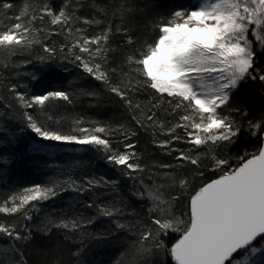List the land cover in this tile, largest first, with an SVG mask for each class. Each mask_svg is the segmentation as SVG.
Wrapping results in <instances>:
<instances>
[{
    "label": "snow or ice",
    "instance_id": "snow-or-ice-1",
    "mask_svg": "<svg viewBox=\"0 0 264 264\" xmlns=\"http://www.w3.org/2000/svg\"><path fill=\"white\" fill-rule=\"evenodd\" d=\"M80 6L77 0V10ZM13 7L8 0H0L3 15L16 21L0 24V55L11 58L40 44L48 55L37 59L41 62L55 59L57 49L42 42L39 33L45 29L37 28L34 23L49 17L50 24L57 27H49L45 39L53 34H65V39L73 37L69 44L60 48L61 52L67 50L64 59L71 57V62H78L84 72L104 83L129 110L140 109L143 119L135 115L132 119L142 128L153 129L154 138L157 129L159 135L168 137L154 139V142L169 155L178 153L174 160L179 163L157 165L159 169L172 171L152 172L146 184L143 177L136 175L144 173L146 166L139 162L140 157L133 150L135 145L130 142L135 131L122 124L113 128L96 121H87L90 126L85 127L86 122L78 118L74 120L76 127L73 129L77 134H66L47 127L31 112L25 111L26 126L36 136L46 141L91 145L103 151L109 163L124 169L123 175L138 181L143 187L132 195L146 202L147 216L128 210L127 203L118 195L119 182L103 178L87 179L86 183L70 178L24 188L0 204V214L20 215L31 220L29 213L39 211V203L65 191L64 185L78 193L110 186L117 193L113 199L99 204L93 201L86 207L95 208L99 217L110 218L116 230L129 236L116 264H167V258L174 264H264V115L253 120L248 110L239 106L224 111L229 109L233 92L242 82L251 79L264 83V68L257 66V48L264 53V0H199L190 7L174 10L167 18L158 15L153 21L156 35L143 41L139 49L128 54L124 63L116 67H111L113 61L109 56L116 51L109 44L114 34L112 24L88 36L87 28L74 25L80 22L91 27L102 24V19L77 16L75 11L68 12L67 5L59 11L48 4H41L37 9L31 0H24L19 14L9 16L7 10ZM92 7L99 16L111 11L113 17L128 25L117 27L115 32L127 37L126 44L134 43L129 32L140 11L134 0H113L105 6L93 3ZM125 66L128 71L124 70ZM113 75L120 80L114 83ZM32 78L36 79L35 75ZM144 87L160 97H153L154 102L147 111L132 99V94ZM8 91L23 109L43 112L50 100L73 102L65 91L29 96L17 91L15 84L8 86ZM85 94L96 95L94 92ZM165 95L171 109L165 112L168 115L179 113L174 124L159 119L156 111L162 106ZM177 129L183 130V136L176 134ZM114 133H121L128 141L122 152L114 150L107 138ZM242 134L258 138L257 147L238 153L235 163L232 157L219 154L218 150L237 144ZM175 141L191 147L187 151L173 148L171 145ZM43 147L34 145L32 150L40 151ZM201 148L207 151H198ZM204 160L209 164L205 165ZM189 167L191 175L185 171ZM203 167L217 173L216 178L191 188L193 180L204 175L200 170ZM181 194L186 196L187 203L178 215L176 206ZM121 217H125L126 222H121ZM95 220L96 217L87 220L81 216L59 220L49 217L41 232L50 236L53 230H63L60 239L68 244ZM170 233H178V238L169 247L164 238ZM0 235L10 241L7 247H0V264H30L27 253L17 243L27 244L33 239L27 226L17 228L15 224L0 221ZM93 238L107 239L109 235ZM54 250L62 251V245L57 243ZM82 252L83 239L73 255L78 257ZM46 264H62V260L54 255ZM78 264L83 262L78 261Z\"/></svg>",
    "mask_w": 264,
    "mask_h": 264
},
{
    "label": "trees",
    "instance_id": "trees-1",
    "mask_svg": "<svg viewBox=\"0 0 264 264\" xmlns=\"http://www.w3.org/2000/svg\"><path fill=\"white\" fill-rule=\"evenodd\" d=\"M14 7L8 11L9 16L19 14V10L24 4V0H8ZM39 9L41 4H48L54 10L59 11L61 7L67 5L68 12H76L77 16L91 19L96 16L102 19L100 25L91 27L77 22L74 27L87 28V35L93 36L100 33L108 24L113 26V35L109 41L115 52L109 53L113 63L111 67L122 65L128 54L135 52L141 47L145 40H151L156 32L153 30V21L158 15L166 18L181 7H190L197 4L195 0H134L139 6L136 22L131 26L129 35L132 36L134 43L126 44L127 37L123 33H116L117 27H126L121 21L112 16L111 11L105 16H99L96 9L92 7L93 3L99 6L110 5L113 0H79L80 7L77 10V0H31ZM41 13L37 11V16ZM15 20H9L0 10V24L15 23ZM37 28L43 27L44 32L39 33V38L44 44L57 49L56 58L41 62L37 59L40 56L47 57L40 44L35 45L29 52L20 53L14 57L8 58L6 55H0V204L8 200L10 196L20 192L22 189L32 187L36 184H50L51 182H63L68 179H74L80 183H86L87 179L100 180L103 178L108 181H118V195L124 199L128 205V210H135L140 216H147V204L138 197L133 196L132 192L142 189L138 181H134L123 175L125 171L119 166L109 163L104 159L105 153L91 145H79L75 143H65L56 141H46L36 136L29 129L23 112L28 111L37 118L39 122L47 127L59 130L66 134H77L73 132L76 127L74 120L82 118L86 123L85 127L90 126L87 121H96L101 124L111 125L113 128L118 125H124L126 129L135 131L136 135L131 137V143L135 145L133 149L140 157L139 162L146 166L144 173L136 175L143 177L145 183H149V175L152 172L172 171L171 169H159L157 165L164 163H179L174 160L178 153L167 154L166 149L160 148L155 140H164L168 137L157 135L154 138L153 129L142 128L132 119L135 115L143 119L141 110H129L123 101L115 94L111 93L107 86L93 76L84 72L83 68L78 66V62H71L64 59L67 50L60 51L62 45L69 44L73 37L65 39V34L47 35L49 27L55 29L57 26L50 24V18L45 16L43 21L37 19L35 22ZM78 51V50H77ZM257 66L264 68V53L257 48ZM31 61V63H25ZM8 64L5 68L4 65ZM125 71H128L125 66ZM35 75L36 79H33ZM113 82L116 83L120 77L113 75ZM17 85V91L31 95H43L49 91H65L70 94L72 103L68 104L61 100H50L46 102L43 112L36 109H23L12 98L8 91V86ZM94 92L95 96H88L85 93ZM153 97L160 99L150 88L144 87L140 92L132 94L134 103H139L141 109L147 111L153 103ZM167 97L163 98L162 106L156 110L159 119L176 123L179 113L168 115L165 109L170 112L171 109L167 103ZM241 107L248 110L253 120L259 119L264 115V83L248 79L242 82L238 89L233 92L229 109ZM50 117V119H49ZM176 134L183 136V130L177 129ZM114 150L124 151L125 141L121 133H114L107 137ZM242 134L237 144L230 148L218 150L219 154L233 158L242 152L245 148L249 151L257 147L256 140ZM34 145H42L43 150L33 151ZM171 147L187 151L191 146L182 141H175ZM198 151H207L206 148ZM208 165L209 161L204 160ZM204 172L202 177L197 176L191 185V188H197L202 182L216 178L217 173L209 171L208 167L200 169ZM191 175V168L185 169ZM65 191L48 201L38 204L39 211H32L31 220H26L20 215L0 214V221L15 224L17 228L31 230L33 239L25 244L17 242L19 247L27 253L30 264H46L54 255H59L62 264H116L121 258V252L125 251L129 242V236L121 234L116 230L114 223L110 218L97 216L95 208H87L90 202L97 204L108 202L117 195L110 186L93 188L90 192L78 193L64 185ZM191 190V189H189ZM187 203L186 196L181 194L180 200L176 206V212L179 215L184 211ZM81 216L82 219L96 217L95 223L87 225L82 232L73 237L72 243L64 244L60 239L63 230H53L50 236L42 234L47 219L53 217L57 220L66 217ZM121 222H126L125 217H121ZM130 219V218H128ZM115 232V235L111 233ZM101 234H108L107 239H94ZM178 238V233H170L165 237V242L171 246ZM83 239V252L80 256H74L73 252L80 248V240ZM10 241L7 237L0 235V247H7ZM57 243L62 245V251L56 252L54 247ZM257 246H259L257 244ZM2 258V257H0ZM167 264H174L167 258Z\"/></svg>",
    "mask_w": 264,
    "mask_h": 264
},
{
    "label": "rangeland",
    "instance_id": "rangeland-1",
    "mask_svg": "<svg viewBox=\"0 0 264 264\" xmlns=\"http://www.w3.org/2000/svg\"><path fill=\"white\" fill-rule=\"evenodd\" d=\"M195 1L199 2V0H195Z\"/></svg>",
    "mask_w": 264,
    "mask_h": 264
}]
</instances>
